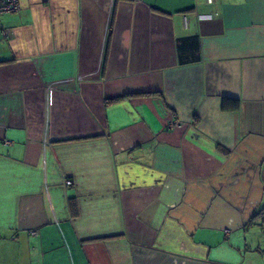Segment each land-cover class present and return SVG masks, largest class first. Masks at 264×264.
I'll list each match as a JSON object with an SVG mask.
<instances>
[{
    "label": "crops",
    "instance_id": "crops-1",
    "mask_svg": "<svg viewBox=\"0 0 264 264\" xmlns=\"http://www.w3.org/2000/svg\"><path fill=\"white\" fill-rule=\"evenodd\" d=\"M18 1L0 264H264V0Z\"/></svg>",
    "mask_w": 264,
    "mask_h": 264
},
{
    "label": "built area",
    "instance_id": "built-area-1",
    "mask_svg": "<svg viewBox=\"0 0 264 264\" xmlns=\"http://www.w3.org/2000/svg\"><path fill=\"white\" fill-rule=\"evenodd\" d=\"M18 9H19V1L18 0H0V16L7 14V13L16 12ZM168 126H170V127H181V123L172 119L168 122ZM66 183L70 184L71 180H66ZM1 236H2V233L0 230V237Z\"/></svg>",
    "mask_w": 264,
    "mask_h": 264
},
{
    "label": "trees",
    "instance_id": "trees-1",
    "mask_svg": "<svg viewBox=\"0 0 264 264\" xmlns=\"http://www.w3.org/2000/svg\"><path fill=\"white\" fill-rule=\"evenodd\" d=\"M222 106H223V108L230 107V108H232V109H237V107H238V102L235 101V100H233L232 102H230V104H227V105H226V103H225V99H224V102H223Z\"/></svg>",
    "mask_w": 264,
    "mask_h": 264
},
{
    "label": "rangeland",
    "instance_id": "rangeland-1",
    "mask_svg": "<svg viewBox=\"0 0 264 264\" xmlns=\"http://www.w3.org/2000/svg\"><path fill=\"white\" fill-rule=\"evenodd\" d=\"M262 226H264V224H262L261 222L258 223L257 227L262 229Z\"/></svg>",
    "mask_w": 264,
    "mask_h": 264
}]
</instances>
